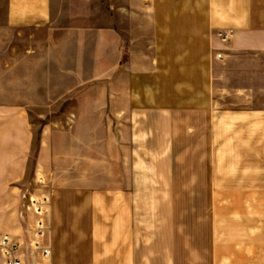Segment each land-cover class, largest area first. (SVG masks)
<instances>
[{
	"label": "crops",
	"instance_id": "crops-1",
	"mask_svg": "<svg viewBox=\"0 0 264 264\" xmlns=\"http://www.w3.org/2000/svg\"><path fill=\"white\" fill-rule=\"evenodd\" d=\"M65 2L0 0V196L14 198L5 200V227L0 233L20 244L22 264H200L195 254L187 263L184 233L170 220V174H42L39 157L31 177L25 160L5 161V139L16 143L8 148L7 156L26 153V126L5 127V52L11 49L5 36L48 31L63 14ZM98 5L99 16L113 13L112 30L98 27L99 44L106 46V36L112 35L114 51L130 54L128 77L114 79L115 84L130 85L129 92L115 94V98L129 102L124 113L129 116L131 136L138 139L134 124L138 117H148L138 112L146 111L151 102H157L163 116L165 110L169 114L188 101L196 117L206 118L210 147L225 151L222 157L217 153L215 171L209 175L216 219L209 228L216 227V233L225 229L230 244L234 228L241 229L242 245L263 242L264 220H255L250 213L264 212V168L260 171V166H254L260 160H250V150H264V0H112V11L106 9V0H98ZM134 50L141 55H132ZM122 58L115 68L122 67ZM137 60L142 64L136 66ZM152 84L190 87L182 94L135 92ZM114 145L122 146L116 141ZM38 176L49 182L50 189L21 186L22 181L42 178ZM42 196H46L45 212L38 213L28 205V198ZM223 198L225 203L220 205ZM218 213L226 216L225 222L217 220ZM234 214L241 220L235 221ZM38 219L45 226L40 241L50 249L48 257L30 246L32 226ZM213 236L211 231L209 240ZM180 237L181 244L174 241ZM263 254L255 252L257 258H250L242 252L235 257L242 264H263ZM206 257L211 264L218 252Z\"/></svg>",
	"mask_w": 264,
	"mask_h": 264
},
{
	"label": "rangeland",
	"instance_id": "rangeland-1",
	"mask_svg": "<svg viewBox=\"0 0 264 264\" xmlns=\"http://www.w3.org/2000/svg\"><path fill=\"white\" fill-rule=\"evenodd\" d=\"M65 1L63 14H59L48 31L5 36V44L11 45L5 52V127L26 126V153L7 156L8 148L12 149L16 143L5 139V161L19 157L25 160L31 177L39 157L43 163L42 174L47 171L170 174L169 215L184 233L187 263L192 254L199 256L200 264H209L206 256L216 252L218 259L211 260V264H242L240 257H235L237 254L245 252L250 258H257L255 252L264 253V239L260 244L242 245L241 229L234 228V243L230 244L224 237L225 229H218L216 233V227L209 228V223L216 220L212 213L215 197L210 191L209 175L215 171L217 153L222 157L225 151L210 147L206 118L196 117L194 109L187 106L188 101L169 114L165 110L161 116L157 102L153 101L146 111L138 112L139 116L145 112L148 115L138 117L134 124L139 131L138 139L134 134L131 136L129 116L124 113L129 102L115 98V94L129 92L130 85L115 84L114 79L128 77L130 54L114 51L112 35L106 36V46L99 44L102 38L98 27L112 30L113 13L99 16L98 0H89L88 4L84 0ZM106 4V9L112 11V0H106ZM132 55L141 54L134 50ZM122 56V67L117 69L115 66ZM140 64V60L135 61L136 66ZM143 87L135 88V92L159 94L165 90L182 91V94L190 86ZM145 120L146 126L141 124ZM143 129L147 133L142 134ZM115 141L121 143V148L114 145ZM263 151L250 150V160L253 157L260 160L254 165L260 166V171L264 168ZM35 185L50 189L43 177L34 182L32 179L21 182V186L30 190ZM45 197H29L28 205L33 207L34 203L45 201ZM10 199L14 198L0 196V229L5 227V200L8 203ZM222 203L225 198L219 202ZM251 212V218L264 220L261 218L264 212ZM222 215L218 213L217 220L225 222L226 216ZM233 217L235 221L241 220L237 214ZM211 231L214 236L209 240ZM181 238L171 239L181 244ZM226 252L232 253L225 255ZM261 256L264 264V254Z\"/></svg>",
	"mask_w": 264,
	"mask_h": 264
},
{
	"label": "built area",
	"instance_id": "built-area-1",
	"mask_svg": "<svg viewBox=\"0 0 264 264\" xmlns=\"http://www.w3.org/2000/svg\"><path fill=\"white\" fill-rule=\"evenodd\" d=\"M220 38L224 40L225 34L221 33ZM216 57L220 58V54H216ZM45 205L46 199L45 201L33 204L35 211L38 213L45 212ZM32 232L33 240L30 246L35 252L40 253L44 257H48L50 255V249L43 246L40 241L45 234V226L40 219L33 224ZM20 251V244L16 240L7 233H0V258L2 264H22Z\"/></svg>",
	"mask_w": 264,
	"mask_h": 264
}]
</instances>
